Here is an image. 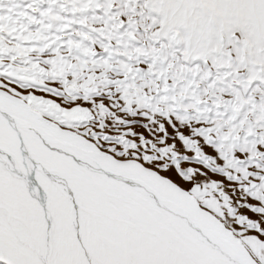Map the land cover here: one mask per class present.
I'll return each instance as SVG.
<instances>
[{"label": "snow or ice", "instance_id": "obj_1", "mask_svg": "<svg viewBox=\"0 0 264 264\" xmlns=\"http://www.w3.org/2000/svg\"><path fill=\"white\" fill-rule=\"evenodd\" d=\"M0 264H264V0H0Z\"/></svg>", "mask_w": 264, "mask_h": 264}]
</instances>
